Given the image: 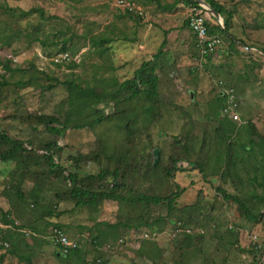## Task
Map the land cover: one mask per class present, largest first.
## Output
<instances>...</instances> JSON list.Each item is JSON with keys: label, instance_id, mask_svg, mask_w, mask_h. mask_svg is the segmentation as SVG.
Listing matches in <instances>:
<instances>
[{"label": "rangeland", "instance_id": "obj_1", "mask_svg": "<svg viewBox=\"0 0 264 264\" xmlns=\"http://www.w3.org/2000/svg\"><path fill=\"white\" fill-rule=\"evenodd\" d=\"M138 1L147 9V21L127 14L116 0H0V133L21 141L34 157L44 155L48 142L57 141L64 169L58 176L46 166L0 161V256L4 255L0 264H25L11 251L32 254L35 264H96V245L106 246L108 264H257L250 235H258L264 249V218L249 223L239 205L226 201L218 189L264 214V204L257 198L264 174V0H217L235 11L230 32L237 43L231 45L220 35L222 54L205 58L203 65L196 47L192 46L194 51L175 47L189 15L186 8L178 4L165 12L154 1ZM32 9H41L43 16H23ZM145 25L156 35L152 38L156 45L167 41L157 62L160 102L154 105L142 96L114 107L115 81L132 79L159 52L154 45L144 56L137 42L124 40L138 39ZM190 34L185 42L196 45ZM92 39L113 42L93 47ZM63 53L72 60L55 64V57ZM191 53L198 56L193 60ZM220 80L237 90L241 123L217 113ZM65 82L109 93L111 102L99 106L105 110L102 114H91L85 105L74 114ZM100 114L108 116L101 125L69 129L63 138L48 132L41 120L52 117L60 123L55 126L63 127ZM251 140L253 152H245L242 145L251 149ZM229 145L231 163L223 157ZM178 159V168L186 171L169 178L166 170ZM117 167L126 178L116 183L109 177L106 186L121 185L119 192L131 200L140 195L166 197L177 191V185L186 190L170 215L165 204L105 201L98 208H84L70 198L68 175L86 179ZM3 212L10 214L14 225L6 223ZM159 218L165 219L163 226L183 219L203 226L205 234L178 241L164 236L141 249L139 231L128 232V226L144 227ZM55 224L63 226L70 238L83 241L78 255L58 256V249L47 241ZM4 243L9 247L3 248Z\"/></svg>", "mask_w": 264, "mask_h": 264}, {"label": "trees", "instance_id": "obj_2", "mask_svg": "<svg viewBox=\"0 0 264 264\" xmlns=\"http://www.w3.org/2000/svg\"><path fill=\"white\" fill-rule=\"evenodd\" d=\"M135 1L138 5H140L144 10L145 8L140 4L138 0H133ZM148 2H156L158 5V8L164 10V11H171L175 8L177 4H184L186 6L190 7H199V3L196 0H176V3L173 5H163L160 0H147ZM215 12H217L224 20V28H222L217 20L213 17L210 23H208L209 27V34L210 35H224L230 40L231 45H235L237 43L236 38L231 34L230 29L232 26V22L234 19L235 11L231 8H228L226 5L220 3L217 0H204ZM32 13H39L40 15L43 16V11L41 9H32L28 12H23V16H28L29 14ZM130 16H134L137 19H144L143 17H139L136 15H133L131 13H127ZM213 21V23H212ZM186 25L188 27V22L186 21ZM195 37V36H194ZM196 39V37H195ZM124 40L128 42H136V37L130 39L127 36L124 37ZM93 47H98V46H103L105 44H111L113 42V39H103V40H98V39H92L91 40ZM167 44V41H165L160 48L159 52L154 55L153 60L151 61H145L139 69H137L134 73V77L132 79L125 80L124 82L120 83L118 81H115L114 86L117 87L116 91L113 92V100L115 101L114 107H118L119 104L122 102H131L134 101L135 99H138L139 97L141 98L142 96H145V98L148 101H153L154 105L158 104L160 102V91H159V85H160V77L157 72V62L158 60L164 55L163 50L165 48V45ZM198 48V47H197ZM199 50V49H198ZM264 53V49L262 50ZM70 62V61H69ZM61 64V63H60ZM9 71H12L11 68L7 67ZM6 83H4L5 85ZM69 92H70V103L72 104V108H74L73 113L76 114L79 110H82V107L85 105L87 110L90 111L91 114H96V113H104L105 110L103 109H98L100 105L102 104H109L111 101L109 100L110 95L109 93L105 92H99L95 88H90V87H84L80 84H77L75 82H65L64 83ZM124 92H128L129 95L126 98H122L121 95ZM218 101V107L219 111L217 112L218 114L221 115L222 109L225 107V99L220 96ZM154 107L152 108V110ZM100 114V115H101ZM108 116L101 115L97 119L93 120H88L86 122H79L77 124L73 125H65V126H55L54 124H59L60 123L52 117H43L42 123H45L48 128V132H50L53 136L63 138L65 136V133L69 129H74V130H83L86 128H96L97 126L101 125L103 121L107 118ZM227 120V118H225ZM231 121V120H230ZM71 122V120H70ZM233 122V121H231ZM234 123V122H233ZM236 124V123H235ZM54 125V126H53ZM133 126H135L133 124ZM254 132L255 135H258L257 130L255 127ZM232 142L229 144L231 145ZM251 149H249L248 146L242 145V148L245 152H253V145H255V142L253 140L250 141ZM227 148L225 154H223L225 161L228 162L230 158H227V154L231 153L232 146ZM0 147L4 148L6 147L4 151L0 150V161L2 162H9V161H15L18 163H23L27 167H31L33 164L39 165V166H46V168L49 170L50 174L54 175H60L63 174L64 169L61 166L59 162V152L62 150L61 147L59 146L57 141H50L48 142L45 147H44V155L41 156H36L34 157L30 151L24 147L23 143L21 141L11 139L5 134L0 133ZM100 154H104L103 152V147L100 144ZM115 158L114 155H112V159ZM181 159L174 160L173 161V167L168 168L167 175L169 178H173L176 173L180 172H185L186 169L184 168H178V162ZM225 161L222 162V164L225 163ZM231 163V159H230ZM154 168V167H153ZM202 173H205L203 168H200ZM218 175V173H217ZM109 177H112L113 180L117 183L121 178H126V175L121 174V170L119 167H117L115 170H110L109 168L102 170L98 175H89L86 179H82L76 174H70L66 177V179L70 182V185L72 186V191L70 193V198L74 200L79 207H84V208H98L101 203L105 201H112V202H131V201H139L141 203H145L147 205H155V206H160L165 204L168 208V215L172 213V211L175 208V204L177 200L181 197V195L185 192L186 189L181 188L179 185H177V191L173 193L172 195L166 196V197H160V196H148V195H140L136 197V199L131 200L124 195H122L119 192L120 186L118 184L117 187H114V184H108L106 186V183L109 179ZM262 181H259V186L261 187V193L260 195L257 196V198L261 201L262 204H264V174L261 176ZM99 184V185H97ZM124 186V185H122ZM219 192L223 195L224 199L226 201H232L234 203H237L239 205V209L242 213V215L247 219L249 223H259L261 219L264 218V214L258 213L256 214L251 208L245 204L239 197L229 195L225 190L223 189H218ZM21 196L23 197V194L20 193ZM192 208V207H189ZM1 209V208H0ZM188 209H185V212ZM4 218L6 219V223L9 225H14L15 222L11 220L10 214L9 213H4ZM10 219V220H9ZM165 221L164 218H159L156 220L154 223L146 224L144 227L143 225H139L135 228L128 226L130 228L128 230H135L139 231L138 234L143 233V232H165L169 228L172 229L174 225L177 223H182L183 226L189 227L191 229H203L204 227H198L197 226H192L190 222H187L183 219L172 221L170 225H161ZM105 226L109 227H115L114 225H110L107 223H103ZM54 227H60L63 228L65 231L66 229L58 224H55ZM169 227V228H168ZM133 228V229H132ZM169 229V230H170ZM204 230V229H203ZM27 231V230H26ZM235 231V230H234ZM240 231V230H238ZM22 232V231H21ZM29 232V231H27ZM67 232V231H66ZM24 233V232H22ZM32 235H36L35 233L29 232ZM25 234V233H24ZM127 234V233H126ZM125 234V235H126ZM103 234L100 235V237ZM196 237H201L202 235H194ZM258 236V235H257ZM192 237V236H191ZM122 238V237H120ZM119 238V239H120ZM259 238V237H258ZM118 239V240H119ZM184 240H189L192 239L190 236H184ZM180 240V239H179ZM80 243V249L72 252L71 254L64 256L62 253V259H67L70 258L72 255H78L80 251L83 248L82 241L78 239ZM178 241V240H177ZM49 242V241H48ZM115 243V242H114ZM5 244V243H4ZM3 244V248L5 247ZM145 244H151V245H156L155 241H142L141 242V249H143ZM258 244L260 242L258 241ZM261 245V244H260ZM59 251L61 249L57 246H55ZM250 252L255 256V259L257 260V264H264L263 258H264V249L263 246L261 245V249L258 250L254 247V245H251ZM106 250V246H101V245H96L94 247V252L98 253V256L95 259L96 264L98 263L99 259L104 260V264H108V261L105 259V253L104 251ZM13 256H16L19 258V260L25 264H35L33 261V256L32 254L30 255H22L18 254L15 251H11L10 253ZM4 255L0 256V263L3 261ZM106 261V262H105Z\"/></svg>", "mask_w": 264, "mask_h": 264}, {"label": "built area", "instance_id": "obj_3", "mask_svg": "<svg viewBox=\"0 0 264 264\" xmlns=\"http://www.w3.org/2000/svg\"><path fill=\"white\" fill-rule=\"evenodd\" d=\"M116 6L120 9H123L127 13H131L133 15L139 17H146V12L144 9L138 5L133 0H116ZM212 20V15L209 11V8L200 4L199 7H190L189 15L187 17L188 29L190 32L196 37L197 47L200 51V57L198 61L201 65L205 63V58L215 55L219 49L223 45L222 38L218 35H210L208 23ZM219 25L223 27V24L219 22ZM72 58L69 53H63L58 57H55L54 63H68ZM218 86L221 89V96L225 99V107L222 109L223 119L227 118L234 123H241V116L239 114L240 108V100L235 87L227 83L226 81L220 80L218 82ZM195 232L192 231L191 228L183 226L182 223H177L172 227V229L167 230L165 232H143L137 234V239L139 242L141 241H155L161 237L166 236L171 241H176L184 236L194 235L195 233L205 234L203 229H194ZM22 232L25 234H29L26 230L22 229ZM47 241L51 242L53 245L59 247L61 249V253L64 256L71 254L80 249V243L78 239H72L68 236L67 232L60 227H53L50 234L47 237ZM258 236L250 235V242L254 245V247L258 250L261 249V245L258 244ZM120 243H123V239H120ZM4 246L9 247L8 244ZM264 261V258H263ZM99 264H104V260L99 259Z\"/></svg>", "mask_w": 264, "mask_h": 264}, {"label": "crops", "instance_id": "obj_4", "mask_svg": "<svg viewBox=\"0 0 264 264\" xmlns=\"http://www.w3.org/2000/svg\"><path fill=\"white\" fill-rule=\"evenodd\" d=\"M176 3V2H175ZM174 3V4H175ZM178 5V4H177ZM180 6H183V8H186V14L188 13V11H190V6H186V5H184V4H179ZM176 7V6H175ZM160 10H162V9H160ZM145 12H146V17L148 16V14H147V9H145L144 10ZM164 11V10H163ZM165 12H167V11H165ZM187 16V15H186ZM146 17L144 18V21H147V19H146ZM223 19V18H222ZM186 21L187 20H185V25H184V29H182V30H179L180 31V43L178 44V46H175V47H179L180 49H193L192 48V46H194V47H196V49H198L197 48V42H196V45H195V43H193V42H191V40H189V42H185L186 40L185 39H188V36H190L191 34H190V32L188 31V27H187V25H186ZM224 21V20H223ZM149 25L150 26H152V24L151 23H149ZM145 28L140 32V34H139V36H138V39L136 40V42L138 43V46H137V49L139 50V51H141L142 52V55H144V56H147V53H143V52H146V51H148V50H150V49H153V47H154V45H156L155 44V42L156 41H153L152 40V38L153 37H155V39H156V35H151L150 34V32H148V28H147V25H145L144 26ZM184 35H186V37H184ZM125 37V36H124ZM159 37V36H158ZM131 39V38H130ZM165 41H166V39H164ZM165 41H163V43L165 42ZM136 42H134V43H136ZM157 42H159V41H157ZM182 42V43H181ZM129 43H132V42H129ZM163 43L162 44H160V45H156V50L157 51H159L160 50V48L162 47V45H163ZM194 44V45H193ZM187 45V46H186ZM166 46V45H165ZM223 47V46H222ZM222 47H221V49L215 54V55H213V56H218V55H220V54H222V52H223V49H222ZM193 51H194V49H193ZM198 51V50H197ZM164 52H166V49H164ZM191 55H192V57H193V60H194V58H196L197 56L195 55V54H192L191 53ZM212 56V57H213ZM154 57V56H153ZM181 58H182V55L180 56ZM151 60H153L152 58L151 59H149L148 61H151ZM176 62H178V61H176ZM174 63H175V61H174ZM233 85V84H232ZM234 86V85H233ZM220 95H221V93H220ZM83 242V241H82ZM57 254H58V256L59 257H62V254H61V252L58 250L57 251Z\"/></svg>", "mask_w": 264, "mask_h": 264}, {"label": "water", "instance_id": "obj_5", "mask_svg": "<svg viewBox=\"0 0 264 264\" xmlns=\"http://www.w3.org/2000/svg\"><path fill=\"white\" fill-rule=\"evenodd\" d=\"M198 3H200V4H202V5H204V6H206V7H208L209 8V11H210V13H211V15L215 18V19H217L218 20V22H221V23H223V19H222V17L217 13V12H215L204 0H196ZM158 155H159V150H155L154 151V156L155 157H158ZM157 163H158V160L156 159V162H155V165L154 166H156L157 165Z\"/></svg>", "mask_w": 264, "mask_h": 264}, {"label": "clouds", "instance_id": "obj_6", "mask_svg": "<svg viewBox=\"0 0 264 264\" xmlns=\"http://www.w3.org/2000/svg\"><path fill=\"white\" fill-rule=\"evenodd\" d=\"M212 18H213V16H212ZM217 20V19H216ZM217 22H218V20H217ZM219 23V22H218ZM223 24V27L222 28H224V23H222ZM223 46V45H222Z\"/></svg>", "mask_w": 264, "mask_h": 264}]
</instances>
